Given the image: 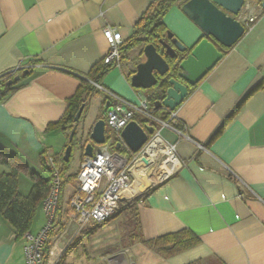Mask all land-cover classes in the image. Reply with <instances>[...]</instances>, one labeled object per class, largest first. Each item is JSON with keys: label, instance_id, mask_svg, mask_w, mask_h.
<instances>
[{"label": "crops", "instance_id": "0c3cea01", "mask_svg": "<svg viewBox=\"0 0 264 264\" xmlns=\"http://www.w3.org/2000/svg\"><path fill=\"white\" fill-rule=\"evenodd\" d=\"M154 1L0 0V76L31 67L28 76L0 100V152L14 153L26 163H41L45 152L62 156L69 131L56 123L80 80L109 50L103 28L112 27L127 40ZM182 3L175 1L163 23L191 47L203 33L181 11ZM142 48L135 47L131 54H143ZM130 64L123 61L115 66L101 85L135 101L149 91L140 92L130 85L135 72ZM155 113L167 117V110ZM174 113L184 136L167 129L162 135L175 142L181 165L169 176L144 186L134 202V219L138 236L145 240L186 229L199 243L170 257L157 254L150 258L163 264H264V9L231 48L223 49L221 60L189 89ZM56 137L59 144L55 146ZM74 183L64 187L50 248L65 224L68 213L63 208ZM140 188L137 181L132 193ZM32 226V234L43 227L34 226L32 231ZM73 228L58 235L51 249L54 256L60 249L64 254L68 251ZM25 243L0 214V264H24ZM133 246H139L140 255L150 250L138 240ZM128 257L131 253H119L108 261L128 264Z\"/></svg>", "mask_w": 264, "mask_h": 264}, {"label": "built area", "instance_id": "2783aa9c", "mask_svg": "<svg viewBox=\"0 0 264 264\" xmlns=\"http://www.w3.org/2000/svg\"><path fill=\"white\" fill-rule=\"evenodd\" d=\"M261 11L259 0H244L237 19L249 28ZM103 34L109 43V50L102 60L104 63L115 62L118 66L120 64L119 48L123 39L118 31L109 26L103 28ZM95 85L97 89L104 92L106 101L109 103L105 116V142L96 144L89 140L92 143L91 155L81 154L80 163L75 172L74 187L67 200L69 213L58 235L67 231L72 225L74 226L73 235H75L90 225L104 223L116 214L122 200H132L133 197H126L123 194L136 180L134 167L137 163L142 164L140 167L143 168L144 175L151 173L148 174V180L153 178L154 170H157L154 168L155 164L159 165L157 167L160 170L164 167L170 169L164 177L172 174L181 165V161L174 152L175 142H168L162 135V130L167 129L178 136H184V128L178 127L179 122L174 111H167V117L162 118L153 110L148 94L132 101L102 85ZM131 120H135L143 128L148 125L153 126V132L147 134L145 143L136 153L128 149L121 137V130ZM117 143H120L118 150L115 149ZM198 146L202 147L200 144ZM142 157L146 158L148 163H144ZM43 162L52 178V186L42 202L47 222L36 234L26 231L22 235L26 240L23 248L24 264H57L63 252V249H60L56 252V256L52 254L51 249L57 242L58 235L51 248L48 236L52 223L57 221L55 212L62 196L60 195L59 168L53 160V155L49 153L43 154ZM152 164L153 166L149 169ZM158 180L149 181V183ZM46 242H48V254L45 262Z\"/></svg>", "mask_w": 264, "mask_h": 264}, {"label": "water", "instance_id": "95a60500", "mask_svg": "<svg viewBox=\"0 0 264 264\" xmlns=\"http://www.w3.org/2000/svg\"><path fill=\"white\" fill-rule=\"evenodd\" d=\"M181 11L202 31L203 36L191 47L184 45L171 31L166 38L159 41L161 49L153 44H145L142 48L143 60L136 64L135 72L130 76V85L140 90H150L149 95L161 93V96L151 103L153 110L164 109L175 111L194 87L207 73L213 69L223 57V49L231 48L244 34L245 26L237 16L244 0H182ZM264 9V0H259ZM177 64V77L169 78L166 86L163 81L170 75V61ZM28 74V69L22 70V76ZM21 78L19 74L6 82L11 85ZM166 82V81H165ZM108 102L105 103L102 118L97 119L90 128L88 140L96 144L105 142V115ZM84 104H81L74 116V126L68 134V142L75 135ZM153 132V126L141 127L135 120L129 121L121 130V137L128 149L136 153L147 139V134ZM87 140V139H86ZM86 140L84 142H86ZM80 143L84 155L92 153V143ZM120 148V143L115 149ZM72 145L68 143L62 159L69 161ZM144 163L147 159L142 157ZM145 187L140 188L143 192Z\"/></svg>", "mask_w": 264, "mask_h": 264}, {"label": "trees", "instance_id": "16d2710c", "mask_svg": "<svg viewBox=\"0 0 264 264\" xmlns=\"http://www.w3.org/2000/svg\"><path fill=\"white\" fill-rule=\"evenodd\" d=\"M176 0H155L139 17L134 25L132 35L123 43L119 48L120 62L128 57L129 52L137 45L144 46L145 44H153L158 49H161L159 41L166 38L167 27L163 23V16L168 9L175 3ZM248 28L245 27V31ZM37 62V61H36ZM34 63V61L32 62ZM115 62L104 63L103 60L93 64L85 79H81L75 94L68 99V105L63 117L57 121L56 125L60 126L62 130H68L69 125L71 128L74 126V116L81 104L86 108L87 99L95 92H99L96 85H101L102 79L105 75L115 67ZM25 68V67H24ZM19 68L15 71H9L0 76V100L8 96L18 86L19 82L26 78L30 73V66L28 74L22 76V70ZM177 64L175 61H170V74L177 73ZM19 74L21 78L13 82L11 85H6V82L12 79L15 75ZM161 96V93L155 95L148 94L150 104L153 100ZM106 99V98H105ZM105 105V100L103 106ZM104 107H102L103 109ZM83 109V111H84ZM158 110H155L157 112ZM103 112V111H102ZM178 127L180 128L179 124ZM75 136L70 143L74 144ZM63 155V154H62ZM71 157V156H70ZM53 160L59 168V177L61 180L60 195H62L64 187L67 185L70 178L66 171L58 166V163H63L68 166V162H64L62 156L56 157L53 155ZM42 165L48 171L47 166L41 160ZM0 164L7 168V171L0 172V214L11 224L14 228L16 237H21L26 231L31 228L32 217L36 205L42 203L47 197L49 190L52 186V178L49 172L48 178L39 177L34 171H29L27 163L14 153L5 154L0 152ZM27 172L32 178V185L27 194H21L18 188V174ZM61 198V197H60ZM135 201V200H134ZM60 203V200H59ZM61 208L58 204L55 215L58 217ZM55 223H52L51 230L48 236L53 235ZM141 244L153 251L154 253L170 257L176 253L184 251L199 243L197 236L189 230L182 229L177 232L168 233L158 236L154 239H143L142 237L136 238ZM46 262L48 254V242L44 245ZM193 264H198L193 263Z\"/></svg>", "mask_w": 264, "mask_h": 264}, {"label": "rangeland", "instance_id": "374dc122", "mask_svg": "<svg viewBox=\"0 0 264 264\" xmlns=\"http://www.w3.org/2000/svg\"><path fill=\"white\" fill-rule=\"evenodd\" d=\"M137 46L143 47L142 45H137ZM132 51L129 52L127 59L121 60L120 64L123 61H129L131 63L130 68L132 70H135L136 64L143 60V54H141L140 52L136 54V51H134L133 54H131ZM139 91L143 92L144 90H139ZM148 91L150 92V90H147V92ZM103 102L104 99L102 94L100 92H95L90 98L89 111L86 113L88 107V103L86 101V105H85L86 108L84 109V111H82L79 121L77 122L76 125V130L74 135L75 140L72 146L71 157L67 164L68 166H65L63 163H60V161L58 163V166L64 169V171H66L65 174H69V168L71 170H74V172L69 174L70 178L67 183L69 185V188L75 182V170L78 169L81 159L80 152L82 150H80V143L84 142L88 138L87 131L93 125L92 124L89 127L90 122L92 120H95V118L96 120L102 118ZM84 115L86 116L84 117ZM71 126L69 125L68 131L71 130ZM51 140H55V138H52ZM53 142L55 146L59 144V137H56V141ZM55 146L53 145V148ZM58 148L59 146L56 147V150ZM27 164L29 165L30 171L34 170L35 172L44 176V178L49 177V172L44 168L42 163H27ZM155 165L156 166L154 168L155 169L158 168L157 166L159 165L157 164ZM0 168L5 170L7 169L5 166L1 164H0ZM157 170L156 171L154 170V176L157 178L155 180H158L165 176V174L161 176L158 175L159 170L158 171ZM145 174L146 175H143V177L141 176V180L143 181L142 187H144L149 183L148 182L149 180L146 178L148 176V173ZM149 174L151 173L149 172ZM17 178H18V188L20 192L23 195L27 194L33 182L32 178L30 177L29 174L26 175L24 173H19ZM138 194L133 196L132 200H122L119 204V208L116 214L107 221H105L104 223L93 225L94 227L90 228L88 232L85 233L84 235L78 236V234H75L71 236L70 237L71 245L68 251L65 252V254L63 252L64 257L62 254V257H60L59 259L60 261H58L57 264H109L108 259L111 256L119 253H123V254L126 253L127 255L128 254L130 255L131 253L132 257L131 258L128 257V261H127L128 264L131 263L132 261H134L135 264H163L160 261L157 260L154 261L152 258H150L152 255L153 257H156L157 255L151 250H147L145 254L140 255L139 246H133L134 244H136L137 241L136 238L139 237L137 234V226L134 219V202H135L134 199L136 200L138 198ZM42 207L43 206L41 205V203H39L35 207V211L32 217L33 218L32 223H31V226L33 225L32 231L34 229L33 228L34 226H41V225L44 226L47 222V216L45 215ZM63 212H65L66 214L69 213V208L67 204L63 208ZM120 213H122L121 216ZM82 232L83 231H81L79 234H81Z\"/></svg>", "mask_w": 264, "mask_h": 264}, {"label": "bare ground", "instance_id": "6f19581e", "mask_svg": "<svg viewBox=\"0 0 264 264\" xmlns=\"http://www.w3.org/2000/svg\"><path fill=\"white\" fill-rule=\"evenodd\" d=\"M140 166H142V164H140V163H137V165L134 167V173H135V176L137 177V180H135V182L132 184V186L123 194L124 196H126V197H133L135 194H137L138 192H136V193H132V189H133V185L138 181V183L141 185V187H142V185H143V181L141 180V176L143 177V175H144V171H143V168L142 167H140ZM164 171H165V174L167 173V172H170V169L167 167H164ZM158 171V170H157ZM159 174L158 175H163V171L162 170H160L159 169ZM149 174V173H148ZM156 175V174H155ZM155 179H157L155 176L153 177V178H151V179H149V181L150 182H153V181H155Z\"/></svg>", "mask_w": 264, "mask_h": 264}, {"label": "flooded vegetation", "instance_id": "af4514ba", "mask_svg": "<svg viewBox=\"0 0 264 264\" xmlns=\"http://www.w3.org/2000/svg\"><path fill=\"white\" fill-rule=\"evenodd\" d=\"M169 61H171V60H169ZM169 78H176V79H178L176 73L173 74V75L170 74V75H169V76L163 81L164 86H166V84H167V80H168ZM165 81H166V82H165ZM189 89H190V88H189ZM151 90H152V89H150V91H151ZM104 100H105V103H106L107 101H106L105 98H104ZM103 107H105V105H104ZM102 111H104V108L102 109ZM105 116H106V115H105ZM89 130H90V129H89ZM89 130L87 131V134H88L87 137L89 136ZM88 138H89V137H88ZM88 138H87L86 142L89 141ZM86 142H84L83 144H85ZM138 193H139V194H138V196H139L141 192L139 191ZM136 195H137V194H136ZM136 198H137V197H136Z\"/></svg>", "mask_w": 264, "mask_h": 264}]
</instances>
